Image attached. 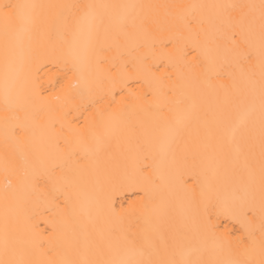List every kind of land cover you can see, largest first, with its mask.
Returning a JSON list of instances; mask_svg holds the SVG:
<instances>
[{
  "label": "bare ground",
  "instance_id": "6f19581e",
  "mask_svg": "<svg viewBox=\"0 0 264 264\" xmlns=\"http://www.w3.org/2000/svg\"><path fill=\"white\" fill-rule=\"evenodd\" d=\"M58 5L68 3L130 5H215L223 3H259V0H0L10 3ZM59 9H39L41 27L28 38L13 32L12 22L0 11V259H27L33 264H49L72 258L69 241L73 228L84 226L99 239L115 218L108 216L106 204L117 212L124 210L141 217L145 206L164 204L174 208V225L195 229L202 220L233 245L246 240L243 218L224 215L219 208L207 216L189 219L188 202L193 193L211 184L219 188L222 200L231 203L238 181L231 178L233 169L247 178L242 159L222 151L212 135V112L224 97L220 84H231V74L238 77L227 31L217 32L210 23L214 9L197 8L189 17L193 35L200 47L194 49L192 36L174 17L166 18V9L143 8L127 13L154 18L150 35L133 31L119 44L111 35L101 37L95 63H84L78 72H70L60 58ZM175 15V10H173ZM194 17V18H193ZM203 20V25L197 21ZM175 25V27H170ZM6 25L9 29L6 38ZM110 31H112L110 29ZM169 41H173L170 44ZM167 45V47H164ZM6 47L9 54L6 61ZM191 52L184 57L183 53ZM31 61L35 87L30 99L18 107L17 68ZM136 61L138 79L127 80L131 86L121 96L118 72L125 79L132 74ZM159 67V72L155 69ZM147 69L154 72L150 74ZM67 73V75H65ZM181 73L183 76H181ZM219 73V78L217 74ZM6 79L7 100L6 110ZM63 83V87L57 84ZM77 84L76 87L71 85ZM89 85L86 87L85 85ZM175 84V94L169 85ZM16 130L20 141L5 147V117ZM253 119L255 121V184L249 197L259 204V89ZM60 136L61 150L55 147L54 133ZM67 139L68 143L64 140ZM74 153L68 159V153ZM40 153L46 167L64 165L63 178L57 168L53 179L41 181L35 194L25 200L17 193L15 201H5V194L19 189L23 171L22 156L31 159ZM78 161V163H77ZM15 164L20 175L8 177L12 189H6L5 167ZM29 171H31L29 169ZM132 177L113 190L114 176ZM241 195H244L241 192ZM203 209V205L201 206ZM25 214L34 225L25 230ZM9 224V253L5 255V221ZM139 223H143L142 219ZM260 224L257 210L253 228ZM136 226L135 224L133 225ZM83 242L82 233L76 234ZM18 240V243H13ZM50 249H55L50 252ZM206 258H227L219 246H209ZM258 258V257H257Z\"/></svg>",
  "mask_w": 264,
  "mask_h": 264
},
{
  "label": "snow or ice",
  "instance_id": "6c2138e0",
  "mask_svg": "<svg viewBox=\"0 0 264 264\" xmlns=\"http://www.w3.org/2000/svg\"><path fill=\"white\" fill-rule=\"evenodd\" d=\"M163 8L165 16L174 17L181 21V26L192 36L194 49L200 47L198 37L193 35L191 10L197 8H211L216 10L210 23L216 26L217 32L227 31L228 38L233 50V63L238 69V77L231 74V84H220L224 90L223 99L217 104L212 112V135L218 147L226 154L242 159V166L247 171V178L240 177L233 169L231 178L238 181L239 188L233 189L231 203L220 197L219 188H213L208 184L200 193H193L188 202L189 219L196 220L207 216L209 209H217L224 215L239 219L241 226L247 234L246 240H239L233 245L222 236H218L210 226V221L202 220L200 225L193 229L176 227L174 221V208L164 204L153 205L151 209L145 206L141 217H135L124 210L117 212L111 207V202L106 204L108 216L115 218L103 232L99 239L88 232L84 226L77 225L73 228V238L69 241V251L72 258L60 261H50L49 264H264V0L259 3H223L215 5H130V4H95V3H68L58 5H37L28 3H10L0 6L5 21L12 22V31L24 34L29 44L34 32L41 27L39 9H59L60 21V58L70 72H78L81 65L95 63L97 48L100 38L108 37L119 44L121 38L127 40L133 31L142 32L144 35L151 34L153 17L127 13V10L143 8ZM175 10V15L173 13ZM194 18V17H193ZM203 25V20L197 21ZM170 27H175L171 25ZM110 29L112 31H110ZM6 25L5 34L8 36ZM170 44H175L169 41ZM167 47V45H164ZM9 49L6 47V61ZM184 57L191 56V52L183 53ZM159 67L155 72H159ZM140 69L136 61H132V74L125 79L118 72L119 85L113 81V89L120 88L123 96L131 86L127 80L138 79ZM154 75L152 69H147ZM19 89L17 93L18 107L30 99L35 87V78L31 61L22 63L16 70ZM67 75V73L65 74ZM181 76L183 74L181 73ZM219 78V73L217 74ZM61 87L63 83L57 81ZM259 89V204L249 193L255 184V121L253 119L256 102V89ZM77 84L71 85L76 87ZM89 87V85H85ZM169 94H175V84L169 85ZM6 110L7 79H6ZM5 117V147L9 141H20L17 127L10 126ZM54 133L55 147L61 150L60 136L55 134L54 124L50 125ZM68 143L67 139L64 140ZM74 153H68V159H73ZM22 176L19 189L6 191L5 201H15L20 192L26 200L29 195L35 194L40 187L41 181L51 180L57 170L61 171L63 178L64 165H53L48 168L40 153H32L31 159L22 156ZM78 163V161H77ZM29 169L31 171H29ZM21 169L15 164L5 167L6 189H12L11 175H20ZM132 177L125 174L122 178L114 176L110 180L113 190L117 189L123 180H131ZM241 192L244 195H241ZM203 205V209L202 206ZM257 210L260 213V224L256 236L253 223ZM142 219L143 223H139ZM25 230L31 232L34 228L25 214ZM136 225L135 227L133 225ZM9 224L5 221V255L9 253ZM82 233L83 242L76 235ZM13 240V243H18ZM219 246V250L225 252L227 258H206L205 253L209 246ZM54 252L55 249H50ZM258 257V258H257ZM0 264H33L27 259H0Z\"/></svg>",
  "mask_w": 264,
  "mask_h": 264
}]
</instances>
